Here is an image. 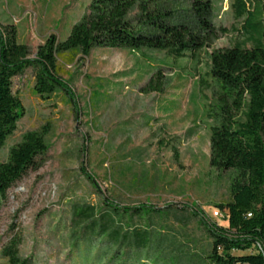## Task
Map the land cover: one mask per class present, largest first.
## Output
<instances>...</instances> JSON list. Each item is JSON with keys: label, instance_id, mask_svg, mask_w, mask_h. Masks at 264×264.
Masks as SVG:
<instances>
[{"label": "rangeland", "instance_id": "1", "mask_svg": "<svg viewBox=\"0 0 264 264\" xmlns=\"http://www.w3.org/2000/svg\"><path fill=\"white\" fill-rule=\"evenodd\" d=\"M89 2L0 0V25H14L18 41L34 54L51 33L65 39ZM227 8L228 0H222L216 23L230 30L215 41L216 48L240 39L231 30ZM156 56L162 58L164 52ZM57 63L73 101L61 93L47 98L36 94L31 67L12 79V92L21 100L24 114L1 147L0 161L6 160L10 147L25 132L45 125L50 147L39 157L42 164L29 168L2 198L0 264H7L1 249L13 236L20 238L19 252L32 257L34 264H97L89 255L100 249V236L88 233L80 240V259L74 251L70 201L84 198L99 204L101 196L121 205L157 209L147 207L131 217L124 214L121 221L140 225L151 240L162 243L148 244L142 251L132 248L135 256L130 259L124 247L110 249L101 264H170L184 254L209 252L211 240L192 212L226 225L216 204L229 200L235 172L209 165L210 131L202 110L212 94L198 81L206 70V55L199 61L171 60L170 67H162L167 83L161 94L142 91L157 64L124 48L94 47L88 56L79 54L69 60L64 54ZM161 97L176 104H170L166 115L156 121L154 117L163 114L158 108ZM148 115L154 117L144 125Z\"/></svg>", "mask_w": 264, "mask_h": 264}, {"label": "trees", "instance_id": "2", "mask_svg": "<svg viewBox=\"0 0 264 264\" xmlns=\"http://www.w3.org/2000/svg\"><path fill=\"white\" fill-rule=\"evenodd\" d=\"M216 2L90 0L84 13L70 25L65 39L51 33L34 54L27 44L18 41L14 25H0V149L24 114L21 100L12 92V79L29 67L34 72L36 94L47 98L61 93L73 101L57 63L64 54L73 60L79 54L88 56L94 47L135 52L158 66L142 91L159 94L167 83L162 67H170L171 60L199 61L202 54L206 55V70L198 81L212 94V100L202 110L210 131L209 165L235 174L229 200L216 204L224 212L226 225L192 212L211 240L209 252L184 254L170 264H197L194 257L206 264H264V0H228L231 30L240 39L224 48L213 47L230 30L216 23L222 0ZM158 52H164V56L157 57ZM125 73L131 70L116 75ZM160 100L167 110L170 104H176L162 97ZM153 117L146 116L144 125ZM47 133L46 125L25 132L10 147L6 160L0 161V204L16 180L29 168L42 164L39 157L50 147ZM84 173L95 184L92 176ZM147 207L157 210L146 204L121 205L108 196H101L99 204L84 198L70 201V239L76 255L81 258L80 240L86 239L88 233L101 238L98 252L88 254L97 264L104 261L110 249L124 247L125 257L130 259L135 256L132 248L142 251L148 244H162L151 240L148 230L140 225L123 223L124 214L140 215ZM172 214L178 218L175 211ZM93 240L84 243L86 247ZM19 244L20 238L13 236L2 247L1 256L7 264H34L32 257L19 252Z\"/></svg>", "mask_w": 264, "mask_h": 264}, {"label": "crops", "instance_id": "3", "mask_svg": "<svg viewBox=\"0 0 264 264\" xmlns=\"http://www.w3.org/2000/svg\"><path fill=\"white\" fill-rule=\"evenodd\" d=\"M164 100H166L165 98H164ZM165 103L164 102H162L160 105H159V107L158 108H160L159 110L161 111V112H163V114H161V115H158V116H155V117H158L159 119H160V117H162V116H165L166 115V113H167V111H166V109H165Z\"/></svg>", "mask_w": 264, "mask_h": 264}, {"label": "built area", "instance_id": "4", "mask_svg": "<svg viewBox=\"0 0 264 264\" xmlns=\"http://www.w3.org/2000/svg\"><path fill=\"white\" fill-rule=\"evenodd\" d=\"M214 214H215V215H218V214H219V212L216 210Z\"/></svg>", "mask_w": 264, "mask_h": 264}]
</instances>
